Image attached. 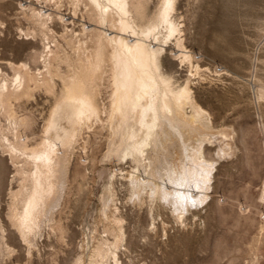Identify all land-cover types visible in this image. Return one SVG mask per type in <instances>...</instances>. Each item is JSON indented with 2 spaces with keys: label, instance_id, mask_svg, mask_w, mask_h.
I'll list each match as a JSON object with an SVG mask.
<instances>
[{
  "label": "rangeland",
  "instance_id": "rangeland-1",
  "mask_svg": "<svg viewBox=\"0 0 264 264\" xmlns=\"http://www.w3.org/2000/svg\"><path fill=\"white\" fill-rule=\"evenodd\" d=\"M85 2L0 0V86L6 82L11 89L16 73L21 82L28 73L38 83L31 94L0 105V264H264V0H175L171 16L181 32L158 44L164 49L160 69L174 89L189 86L206 116L198 123L202 128L196 125L197 134H186L181 147L173 146L178 153L174 141L162 150L170 153H149L152 170L160 175L156 179L154 171L155 176L113 150L118 140L107 126L111 89L105 66L90 83L99 115L67 151L61 201L29 241L22 238L15 221L32 171L20 155L11 160L9 147L40 143L63 83L79 76L91 59L89 29L97 24ZM128 2L139 26L155 17L163 0ZM183 52L190 59L182 58ZM48 63L57 75L45 86ZM184 111L192 114L188 105ZM193 146L200 148L202 162L212 165L208 195L174 210L149 186H171L167 168L172 163L187 168L185 152ZM166 156L170 164L160 161ZM134 175L148 179L149 186L135 192ZM193 186L187 190L198 193Z\"/></svg>",
  "mask_w": 264,
  "mask_h": 264
},
{
  "label": "bare ground",
  "instance_id": "bare-ground-1",
  "mask_svg": "<svg viewBox=\"0 0 264 264\" xmlns=\"http://www.w3.org/2000/svg\"><path fill=\"white\" fill-rule=\"evenodd\" d=\"M86 2L91 7H89L92 11L91 16H93L94 22L97 24L95 29H89V32L92 33V37L94 38V49L91 54V59L87 61L79 76L77 74L75 78L71 77L70 80H66L63 83V90L50 111L44 136L41 138L40 143L38 142L37 145L30 149L26 146L19 147L13 143L9 147L11 160H14L20 155L29 164L32 171L31 174L29 173L31 182L30 189L24 195L21 212H19L15 221V227H17L18 232L26 241H29L37 233L41 223L50 218L52 212L55 210L54 208L61 201L62 189L66 186L64 185V181L66 182L67 180H65V175H67L65 172L68 171L67 151L73 144L74 139L77 138L78 133L82 131L81 128L97 119L99 115L95 99L96 96L90 89V83L93 82L95 76L105 66L109 67V86L111 89L107 126L111 132L110 134L116 136L118 140L117 145L113 142L116 145L113 150L116 156L118 155L122 158L129 157L136 166H143L142 168L145 171L149 169L151 175L155 169L152 170L154 161L149 158L151 155L149 153H152L153 156L160 154L164 150L163 148H169L173 141L172 147H181L183 144L180 146V139L186 134L190 135L198 131L199 129L196 125L199 126L198 123H203L205 120H203L205 113L194 104L193 98L191 97L192 93L188 89L189 86L174 89L171 86L172 81L170 83L169 78L163 76L165 74H162L163 71L161 72L160 69V57L164 49L159 47L158 44L167 43L168 38H172L175 33L181 32L179 31L180 29L178 30V26H176L171 16L175 7V0H163L155 17L147 24L139 26L133 20L128 0H86ZM160 27L165 30L166 34L164 36H161L164 32L160 35ZM50 53L51 51H49ZM183 53L185 54H181L183 56L182 58L188 59L190 55H186V52ZM50 60L52 63L56 60L53 54ZM52 63H48L47 70L45 69L44 79L40 77L43 80L42 82L40 81L41 84L45 86L50 84L54 75H57L54 73L56 67L54 68ZM15 75L16 77L11 89L6 82L0 86V105H6L11 98H18V95L20 97V94L27 93L31 90V87L38 85L34 79L35 77L28 75V73L26 76L24 75L25 80L22 82V77L17 73ZM32 92H29V94ZM187 105L192 110V114L189 116L184 111ZM202 127L199 126V128ZM196 134L194 135L195 138ZM18 135H15V137ZM191 136L188 137L191 138ZM168 141H170V144ZM7 142L9 143L8 140ZM9 144L7 145L10 146L11 144ZM165 144H169V146H165ZM194 146L190 151L185 152L187 153L186 159L188 160L187 168L182 163L180 165L168 163L169 158L172 157L169 156L170 154L168 155L169 158L166 156V158L160 159V161L167 159V163L170 164L169 168L172 166L170 169L167 166L163 167L165 170L167 168L164 177L167 180L166 182H169L171 186L165 187L163 184L156 186V182L155 185L153 184L155 187L153 189L154 187L152 186L153 188H151V184L149 186L147 183L149 181L148 179V181L145 179L144 181L146 182H143V180L137 178L138 176L136 177L134 175V178L137 179H132V189L134 188L136 190L137 188L140 189L141 187L145 188L149 186L150 192H153L152 195L155 193L154 197L157 194V197L167 201L168 204L171 203L175 206L174 210L177 209L179 211L183 207H187L190 202H203L208 195L204 191L208 188L207 182L212 171V165L209 166L206 165L207 163L202 162L204 158L200 148L196 149L198 146L196 148ZM174 147L173 150L175 149ZM165 152L170 153L167 151L163 153L165 154ZM183 152L180 151V154ZM180 157L177 158L180 159ZM162 162L160 164H164ZM170 162L172 161L170 160ZM157 173L155 172V175ZM157 176L160 175H156L155 179ZM158 178L161 180L160 177ZM191 185L199 188L200 191L198 190V193H192L190 189L188 191L187 188H191ZM135 192H133V195ZM179 213L181 215L183 212ZM120 231L118 230L117 234ZM97 249L98 255L103 253L104 249H100V246ZM115 254L113 253V256Z\"/></svg>",
  "mask_w": 264,
  "mask_h": 264
}]
</instances>
